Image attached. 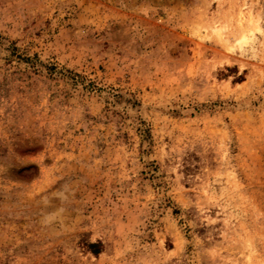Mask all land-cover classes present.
Listing matches in <instances>:
<instances>
[{"label":"rangeland","instance_id":"rangeland-1","mask_svg":"<svg viewBox=\"0 0 264 264\" xmlns=\"http://www.w3.org/2000/svg\"><path fill=\"white\" fill-rule=\"evenodd\" d=\"M0 264H264V0H0Z\"/></svg>","mask_w":264,"mask_h":264}]
</instances>
